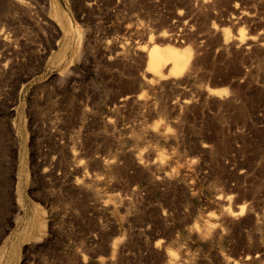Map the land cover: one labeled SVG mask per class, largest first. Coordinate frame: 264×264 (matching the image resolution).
<instances>
[{"label":"rangeland","instance_id":"rangeland-1","mask_svg":"<svg viewBox=\"0 0 264 264\" xmlns=\"http://www.w3.org/2000/svg\"><path fill=\"white\" fill-rule=\"evenodd\" d=\"M0 264H264V0H0Z\"/></svg>","mask_w":264,"mask_h":264},{"label":"bare ground","instance_id":"bare-ground-1","mask_svg":"<svg viewBox=\"0 0 264 264\" xmlns=\"http://www.w3.org/2000/svg\"><path fill=\"white\" fill-rule=\"evenodd\" d=\"M178 50L179 49L174 48V47L173 48L172 47H161V46L153 45L152 47L148 49L147 66L152 69H156L158 68V66H160L163 63L164 60L168 61V59L169 60L171 59L173 61V65L170 71L174 72L177 67V61H178L177 59H178V52H179Z\"/></svg>","mask_w":264,"mask_h":264}]
</instances>
